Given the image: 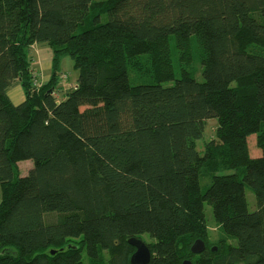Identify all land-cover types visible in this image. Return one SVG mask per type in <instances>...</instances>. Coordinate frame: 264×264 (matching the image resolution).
<instances>
[{"label": "trees", "instance_id": "trees-1", "mask_svg": "<svg viewBox=\"0 0 264 264\" xmlns=\"http://www.w3.org/2000/svg\"><path fill=\"white\" fill-rule=\"evenodd\" d=\"M263 100L264 0H0V264H264Z\"/></svg>", "mask_w": 264, "mask_h": 264}, {"label": "rangeland", "instance_id": "rangeland-1", "mask_svg": "<svg viewBox=\"0 0 264 264\" xmlns=\"http://www.w3.org/2000/svg\"><path fill=\"white\" fill-rule=\"evenodd\" d=\"M37 46L33 45L32 51L30 50V55L32 56V67H33V71H34V75L36 77L37 82H41L45 80V75L43 73H41L40 71H43V67H39L38 63H39V59L43 62V63H49L51 61V59H46L47 53L48 55H52V52L49 48L46 47H39L37 49H35ZM40 53L42 55H40ZM42 56V59L41 57ZM39 58V59H38ZM46 68H49V65L46 66ZM63 69L64 71L68 74V83L69 84H75L76 78L78 76V71L76 68H74L73 66V62L69 57L64 58L63 60ZM195 69L197 70V72H192L193 77L197 78V79H201L202 78V74L200 73V66L196 65ZM49 71V75H50V69ZM12 102L14 104H17L21 101L20 99V94H21V89L18 86H13L9 89L8 92ZM264 101V100H263ZM217 121L215 118H209L207 121V126L205 127L204 133L202 138L198 139L196 144H197V148L198 150H202V144L204 140H208L210 137L214 136V124L216 125ZM248 142V146H249V150L251 153V156H258L260 155V149L257 147L256 145V141H255V134H252L250 136H248L247 139ZM33 161L31 159H26V160H22L17 164V170H16V176H23L26 175L28 170L30 169V167L32 166ZM227 173H232L234 172L233 169H229L227 171H225ZM202 181L205 182L207 180V178L205 176H203ZM245 197H246V201H247V207L248 209H254L255 208V198H254V194L252 192V190L248 187L245 186ZM204 212H205V217H206V223H207V227H208V231H209V235H210V239H214L216 237V226H215V222H214V218H213V211L212 208L209 204H207L206 202L204 203ZM144 239L146 241L149 240H153L148 234H144ZM231 242L233 244H236V240H231ZM214 249H216V247L213 246ZM83 264H88L86 260H84Z\"/></svg>", "mask_w": 264, "mask_h": 264}, {"label": "water", "instance_id": "water-1", "mask_svg": "<svg viewBox=\"0 0 264 264\" xmlns=\"http://www.w3.org/2000/svg\"><path fill=\"white\" fill-rule=\"evenodd\" d=\"M127 242L135 248V251L130 256L131 264H146L150 258V251L148 246L140 239L131 237ZM205 248V244L202 240L198 239L191 245V252L194 254L201 253ZM214 249V248H212ZM53 253V250L51 251ZM183 264H191L189 260H184Z\"/></svg>", "mask_w": 264, "mask_h": 264}, {"label": "crops", "instance_id": "crops-1", "mask_svg": "<svg viewBox=\"0 0 264 264\" xmlns=\"http://www.w3.org/2000/svg\"><path fill=\"white\" fill-rule=\"evenodd\" d=\"M37 48H39V47H36L35 49H37ZM31 51H32V48H31ZM40 55H42L41 53H40ZM41 57V59H42V56H40ZM39 59V58H38ZM46 59H51V55L49 56L48 55V53H47V56H46ZM47 65H49V68H46V66ZM38 66L40 67H43V71H40L41 73H43L44 75H45V80H47L48 78H49V69H50V67H51V61L49 62V63H43L40 59H39V63H38ZM33 68V67H32ZM34 73V72H33ZM44 80V81H45ZM44 81H41V83L42 82H44ZM38 83H40V82H38ZM16 87V86H15ZM19 87V86H18ZM20 99L22 100L23 98H24V96H23V92L21 91V94H20ZM12 101V100H11Z\"/></svg>", "mask_w": 264, "mask_h": 264}]
</instances>
